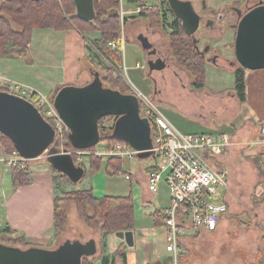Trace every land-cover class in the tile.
<instances>
[{
	"label": "crops",
	"instance_id": "1",
	"mask_svg": "<svg viewBox=\"0 0 264 264\" xmlns=\"http://www.w3.org/2000/svg\"><path fill=\"white\" fill-rule=\"evenodd\" d=\"M145 1V8L155 7L153 2L151 3L152 0ZM191 1L199 14L204 15L203 13H206V16H203L204 21L207 22L202 30L203 34H205L203 36L211 39L216 38V45H212L215 48V46L221 47L223 39H226V45L233 47L235 45L239 13H245L249 8L264 0ZM140 10L141 6L139 3L121 0L120 13L124 28L126 26L128 28L127 33L130 34L135 25L142 23L141 29L144 28V32L148 34L146 37L154 44V47H157L164 54L169 53L170 47L161 49L154 40L150 39L149 34H153L151 35L153 37H159V33L157 28L150 29L147 21L137 17L141 12ZM128 12L131 17H137L130 22V27L128 26V17H126ZM223 14H225L224 19ZM225 26H227V31H225L227 33L222 38V32H219ZM36 31H39L37 32V45L34 47L30 43L28 63L43 66L45 69L56 70L58 74L53 75L51 71L42 72L39 69L35 70L30 76L23 74L29 72L25 69H21L20 73L17 74L12 72L11 67L13 66L11 62L7 61L5 67L7 70H11L8 76L0 72V87H7L12 93L20 96L34 94L51 99L54 90L59 87H66V85L84 86L93 80V70L90 67L86 68V65L83 66L82 62L87 55L86 45L92 41L99 40L102 37L100 32L82 33L77 27L69 30L35 29L34 32ZM123 36H126L124 30ZM157 39H160V37ZM134 40L139 43L137 35ZM203 40L207 41L208 38L205 39L204 37ZM87 41L89 42L87 43ZM205 41L202 43V40H200V50H203ZM220 47L217 49L219 50ZM59 48L60 52L57 51ZM122 53L123 51L121 52V67L125 66ZM221 56L223 58L236 59L235 49H232V52L228 50L227 54ZM167 57L170 58L171 54ZM172 65L174 73L179 76L176 80L177 84L179 82V86L174 83L175 80H171L168 83L164 82L163 77L165 76L163 75L162 79L160 77V80L163 81L158 82V85L151 79L152 82L149 83L151 85L147 86L146 89L135 85L130 87L137 96L145 94L154 101L169 124L181 134H204L217 130L225 133L229 132L234 144L221 157L223 165L229 173L230 170L232 172L234 170H241L240 172L251 171V174L256 175L253 181L254 185L260 184V188L263 189L264 193V138L259 134V126L264 122V69L246 70L247 101L241 103L235 90L237 84L235 74L232 70H227L225 66L209 61L206 65V70L208 71L207 77L210 78L207 79L206 87L204 89H196L192 86V76L176 63L173 62ZM135 67L144 70L148 79L151 77L148 72V66H144L141 60L137 61ZM125 68L127 67L125 66ZM227 72L232 73L234 77V82L230 87L226 83ZM155 78L159 79L158 76H155ZM163 108H166V110L172 108V112L176 113L175 115L181 116L187 122L182 125V128L178 127L174 119ZM182 129L185 131H182ZM3 145L2 133H0V242L5 243L6 238L13 237L12 234L6 233L8 228V230L16 232L15 236L24 235L26 242L30 246L55 249L52 248L56 240L54 227L55 197L62 196L64 191L86 190L92 186L88 185L84 189L76 187L72 189L70 187L78 183L63 182V180H58L57 182L47 167L35 166L30 170L32 183L28 186L16 188L13 182L12 166L8 159L9 155ZM97 154L106 156L107 151L98 150ZM255 158L259 162H256ZM252 160L254 161L252 162ZM260 174L262 177L259 176ZM134 178L135 175H133ZM257 179L258 181L256 182ZM147 180L145 182L146 188ZM239 182V185L240 183L242 184V182ZM147 191L149 196L145 198V203L151 202L149 198L154 196V193L149 191V189ZM94 195L97 198L107 196L101 194L97 188H95ZM169 206L170 195L167 206L159 207L157 211L163 213ZM262 211L264 212V203L262 204ZM260 222L264 229V216ZM225 225V222H221L216 231H219ZM146 229L142 232H138L136 229L133 230L135 233L134 246L132 247L128 246L125 240L119 238L116 233L107 235V247L98 261L95 262L97 264H174L173 255L167 250L159 249L157 244L159 230L163 231L162 235L166 243L167 230L164 223L159 226H152L151 229ZM113 235L114 237H112ZM110 236L111 241L109 239ZM186 237L180 240L177 264H180L179 260L185 252ZM190 237L194 236L191 235ZM101 239L103 238L101 237ZM119 249H121V254L117 256L116 253ZM104 259L107 261L104 262Z\"/></svg>",
	"mask_w": 264,
	"mask_h": 264
},
{
	"label": "rangeland",
	"instance_id": "2",
	"mask_svg": "<svg viewBox=\"0 0 264 264\" xmlns=\"http://www.w3.org/2000/svg\"><path fill=\"white\" fill-rule=\"evenodd\" d=\"M6 1V0H5ZM8 1V0H7ZM146 2V1H145ZM153 5L157 6L158 12H167L168 4L164 0H152ZM127 3V1H125ZM140 5V4H139ZM141 6V5H140ZM120 12H121V3H120ZM143 7H141V10ZM1 9V8H0ZM2 10V9H1ZM156 12V10H155ZM163 12V13H164ZM1 13V11H0ZM121 14V13H120ZM151 16V14H145ZM167 20L165 23L168 26V33L173 30V27L171 24H173L174 21V15L169 13L167 14ZM205 16V15H204ZM126 17H128V26L130 27V22L132 20H135V18L139 17H131L129 12L126 14ZM146 17V16H145ZM142 18V17H140ZM143 20L147 21L145 18ZM148 22V21H147ZM149 23V22H148ZM207 24L206 21L202 20L199 29L195 33V36L197 38H200L203 41V38H208L205 43H207L208 50L209 51H216L218 46H215V48L212 46L215 44V39H211L209 37L206 38V36H203V28ZM142 23L140 25H135L132 30L130 31V34L127 33V26L124 28L122 17H121V30L125 31V35L123 36V32H121L122 37H124L125 40V46L122 55H124V64L125 66H120L119 68H122L121 73L126 79V82L129 83V85H135L136 87H140L143 89H146L147 86L151 85L149 84L152 82L153 78L155 76H158L159 79H156L157 85L158 82L164 80V82L168 83L171 80H175L174 83L179 86V82L177 84V79L179 76H176L174 73V67L172 65L173 62L170 63V61H174L173 57L170 58L167 57V66L162 71H154L153 73H150L149 79L145 76V71L140 70L139 68H136L135 65L138 60H141L143 65L147 67V54L141 47L139 43L134 40L135 36L139 38L141 35H148L144 31V28H142ZM150 25V24H149ZM89 28V27H88ZM150 29H154L149 27ZM83 29H87L86 26L83 27ZM227 31V29H226ZM36 31L32 35L31 43L35 47L37 45V35ZM90 32V31H89ZM94 32V31H92ZM137 32V34H136ZM157 32L159 33L160 39H157L159 37H153L149 34L150 39L155 41L156 45L161 49H167L171 45V38L170 34L166 33L162 29L157 28ZM85 33V32H84ZM227 32H224L221 34V37L223 38L226 35ZM230 33V32H229ZM167 35V36H166ZM216 45V44H215ZM206 45L204 46V49H206ZM199 48L201 46L199 45ZM86 52L87 55L83 59L82 65L87 67H90L94 72L97 70H103L104 64L111 66L109 60L106 59V57L102 56L98 50L92 46V44L86 45ZM215 49V50H214ZM234 49L231 46L226 45V39H223L222 45L219 51L221 55L227 54V51H231ZM58 52H60V48L57 49ZM166 56H170L169 53H165ZM168 54V55H167ZM226 57H221L218 62H220L221 65L225 66L227 70H232V72L235 71L231 67V65L228 64V62L225 59ZM11 62L12 66V72H15L17 74L20 73L21 69H25L29 72L23 73L26 76L32 75L35 70L39 69L42 72L51 71L53 75L58 74L56 70L43 68V66L29 64L28 60L25 59H18V58H4L0 57V72L3 75L9 74V70L6 69V62ZM175 63V62H174ZM27 67V68H26ZM211 69V67H210ZM207 71V70H206ZM149 72V71H148ZM208 72V71H207ZM207 72H206V83L207 79ZM163 73V74H159ZM228 74V75H227ZM227 78L226 83L228 87H230L234 82V77L232 73L227 72ZM163 80H160V77ZM10 76V75H9ZM210 76V74H209ZM12 77V76H11ZM185 78V77H184ZM193 78V77H192ZM152 79V80H151ZM186 79V78H185ZM159 80V81H158ZM147 92V90H145ZM144 92V93H146ZM246 101H247V90H246ZM164 111H167L168 115L174 119V122L177 124L178 127L182 128L184 123L187 122V120H183L181 116L175 115L176 113L172 112V108H169V110L166 108ZM175 115V116H174ZM108 126L113 125V118L110 120L105 121ZM182 131H185L182 129ZM217 132H224V131H212L207 133H217ZM192 134V133H191ZM260 134V129H259ZM102 135V134H101ZM262 137V135H260ZM60 149H62L63 145H59ZM108 141H101L94 150L89 151H68L69 153H72L76 164L83 165L86 169V175L83 178V181L81 180L78 184H75L71 186L70 188H78V189H84L86 186H92L94 194H95V188L101 193L105 194L107 196H113V197H132L134 201V211H135V229L138 232H142L147 230L146 228H150L152 226H156L157 224V218H156V212L157 209L160 207H166L167 203L169 201V189L168 185L164 182H162L159 187L158 191L154 193V196L152 198H149L151 202L145 203L144 200L146 197L149 196V192L147 191L148 186L146 188V170L149 168L151 161L147 159V154H140L139 156H134V158L130 159L129 157H124L123 159H120V157H113L115 160H121V163L119 164V167L121 168H115L114 165H110L108 163L109 156H101L97 154L98 150L102 151H108L109 150ZM88 158V159H86ZM91 158L92 159H101L102 162L100 164L99 169L92 173L91 172ZM219 162H222V160L218 159ZM26 169L31 170L32 168L36 167H47L51 173L53 174V178L55 181L58 182V180H63V182L67 181L65 178H63L54 168L48 163L46 153L42 155L40 158L35 160H30L25 163ZM220 167V165L218 166ZM224 168H226L224 166ZM118 169V170H117ZM227 170V168H226ZM230 170V169H229ZM131 172L133 175H135V178L133 180H127L124 175L121 172ZM241 170L237 171L234 170L232 172L230 170L229 175V184H230V194L228 196V202L230 206L229 210V216L226 217L225 223L226 225L220 229L219 231H216L214 233H193L190 237L187 236V244L184 245V253L182 254L179 263L180 264H262L263 257H264V229L262 226L261 218L264 216V212L262 211V203L261 200L264 198V195L262 194L263 189L260 188V184L254 185V179L256 175L251 174V171L247 172H240ZM259 176L262 177L260 174ZM257 176V177H259ZM260 177V179H261ZM242 182V184L239 182ZM258 179L256 180V182ZM240 183V185L238 184ZM252 182V183H251ZM87 188V187H86ZM77 190L69 191L70 193H73ZM67 193L64 191V194ZM63 194V195H64ZM67 195V196H68ZM92 214V209H84L82 206L79 205L78 202L71 200L67 202V217L66 222L63 225V229L57 235L56 240L54 241V244L52 245V248H56L60 243L67 241L69 239H80L83 242H86L90 239L97 240L98 243V252L95 256L89 257L87 259H84L83 264H97L95 261H98L101 254L104 253L103 250L105 248L103 247L101 241L102 231L100 230V227L91 225L88 221L86 216ZM159 235L157 238V244L158 248L161 250H166V243L163 239V235L161 230H159ZM112 235V234H111ZM114 237V235L112 236ZM111 241V236L109 237ZM103 242V241H102ZM7 244L13 245V242H10L9 239L6 238ZM22 248H27L28 246H20ZM68 248H74L77 247L75 244L68 245ZM73 250V249H72ZM75 252V257L73 259V262L71 264H82V253L79 250H73Z\"/></svg>",
	"mask_w": 264,
	"mask_h": 264
},
{
	"label": "water",
	"instance_id": "3",
	"mask_svg": "<svg viewBox=\"0 0 264 264\" xmlns=\"http://www.w3.org/2000/svg\"><path fill=\"white\" fill-rule=\"evenodd\" d=\"M174 15L182 21L187 34L195 36L204 17L199 14L191 0H168ZM77 16L83 21L96 18L94 0H74ZM236 26L235 57L240 67L246 70L264 69V1L239 13ZM198 40V39H197ZM138 41L147 54L150 73L162 71L167 66V56L154 47L149 38L141 35ZM197 46V45H196ZM198 51L205 55L207 51ZM84 85L63 86L54 98V106L69 126L71 140L76 148L97 146L102 135L99 122L106 116L119 117L112 137L122 139L140 154L150 156L153 147L152 128L148 119L140 116L139 97L126 95L118 90L103 86L99 73ZM152 77V76H151ZM153 78V77H152ZM0 133L7 136L19 154L27 160H35L46 153L48 163L64 174L72 183H79L86 175V169L76 164L74 156L61 150L55 140L53 125L44 118L40 110L29 99L0 89ZM134 233L117 232L130 247L134 246ZM75 244L77 247L68 248ZM79 250L82 264L85 257H93L98 248L95 239L83 242L69 239L55 249L37 246L22 248L0 242V264H71L75 257L73 250Z\"/></svg>",
	"mask_w": 264,
	"mask_h": 264
},
{
	"label": "trees",
	"instance_id": "4",
	"mask_svg": "<svg viewBox=\"0 0 264 264\" xmlns=\"http://www.w3.org/2000/svg\"><path fill=\"white\" fill-rule=\"evenodd\" d=\"M128 1L131 3H139L141 7H143L139 17L145 18L149 22V26L151 28L162 29L168 33V26L165 23L168 21V11L174 15L170 6L167 8V12L163 11V13L157 11V6L145 8V0ZM164 1L169 5L168 0ZM120 3L121 0H94L96 18L93 21H83L77 16L74 0H6L1 4L2 10L0 9V57L28 60L30 54L29 45L31 43L32 35L35 29L69 30L77 27V29L82 33L98 31L101 33L102 37L99 40L92 41L90 44H92V46L95 47L102 56L106 57V59L109 60L112 65L109 66L104 64L103 70H97L96 72L93 71V74L95 75V73H99L104 87L118 90L126 95H135L133 89L123 77L121 68H119V65L121 66V52L111 50L109 48L110 42L120 41L122 38L121 32L123 31L121 30ZM145 14H151V16ZM171 25L173 30L168 34H170L171 38V45L169 47L173 59L191 73L193 77V86L196 89H204L206 87L207 63L205 60L206 58H204V56L197 49V46H199V40H197L196 37L187 34L183 27L182 21L175 15L173 24ZM85 26L87 29H83ZM88 42L89 41H87V43ZM231 67L235 69L234 74L237 83L235 88L236 94L240 102L243 103L246 101L247 90L246 69L240 67L236 60L234 61V65H231ZM61 88L62 87H59L54 90L53 96L50 99L52 103H54V98ZM0 89L9 91V88L7 87H0ZM38 98L39 97L37 95H33L31 102L34 103ZM139 102L140 108H142V100L139 99ZM106 117L109 120L113 118V125L107 126V128L100 123ZM106 117L102 118L99 122V129L103 137L101 141H108L109 147L114 146L119 141L125 142L122 139L120 140L116 137H112L115 124L119 117ZM48 121L54 125L52 119H48ZM148 122L153 130L154 123L149 120ZM2 142L4 144L3 146L6 147L8 155L16 150L13 142L3 134ZM61 144L63 145L62 149L66 151L72 150L82 152L94 150L96 148L95 145L88 148H76L73 144V141L71 140V131L67 140ZM59 145L58 147H60ZM222 156L217 158L210 157L209 160L216 165H220L221 168L226 169L224 168V165L218 160H221ZM254 160L257 159L255 158ZM254 160H252V162ZM101 162L102 158H91L92 173L99 169ZM256 162L259 161L257 160ZM108 163L110 165H114L115 168H121L119 167V164L121 163V160L119 159L115 160V158L109 157ZM57 172L63 178L69 181V179L64 174L60 173L59 171ZM12 175L16 188L28 186L32 183L31 173L26 168L13 166ZM68 194L69 192L62 196H56L54 200L55 238L57 235H59L63 229L64 223L66 222L67 202L71 200L78 202L79 205L84 209H92V214L86 216V218L91 225L100 227V230L102 231L101 234H103V242L101 243L104 248L107 247V235L120 231H130L135 229V207L132 197L105 196L103 198H97L94 195L92 187L86 190H77L73 193H70V195ZM262 194L264 195L263 192ZM261 201L262 204L264 202V198ZM228 207L230 210L229 203ZM155 214L157 218L156 225L159 226L163 224L164 216L162 212L157 211ZM225 219L222 222H224ZM6 233L13 235V237L9 238L10 242H13L12 246L20 247L23 245L30 247V245L26 242L24 235L15 236L16 232H12L11 230H8V228L6 229ZM120 250L121 249L117 251V256L121 254ZM84 259H87V257ZM103 261L105 262L107 260L104 259ZM262 264H264V260Z\"/></svg>",
	"mask_w": 264,
	"mask_h": 264
},
{
	"label": "built area",
	"instance_id": "5",
	"mask_svg": "<svg viewBox=\"0 0 264 264\" xmlns=\"http://www.w3.org/2000/svg\"><path fill=\"white\" fill-rule=\"evenodd\" d=\"M3 2L5 0H0V8ZM124 46V37L109 43V48L115 51L122 52ZM33 95L22 97L31 101ZM38 97L34 105L44 118L53 120L55 140L59 144L65 142L70 133L69 126L59 116L50 99ZM138 97L143 102L140 116L154 123L151 139L153 147L147 158L151 161L147 169V186L149 191L155 193L162 182L168 185L170 206L162 213L167 230L166 250L173 255V263L177 264L181 238L196 232H216L228 216L229 175L226 169L218 167L209 158L222 156L234 142L229 132L181 134L145 94H139ZM106 120L109 119L106 117L100 123L107 128ZM259 129L264 138V122ZM107 155L132 159L138 156V151L128 143L119 141L109 148ZM8 159L12 167L22 168H26L25 163L29 161L17 150ZM121 173L127 180L133 179L130 172Z\"/></svg>",
	"mask_w": 264,
	"mask_h": 264
},
{
	"label": "flooded vegetation",
	"instance_id": "6",
	"mask_svg": "<svg viewBox=\"0 0 264 264\" xmlns=\"http://www.w3.org/2000/svg\"><path fill=\"white\" fill-rule=\"evenodd\" d=\"M205 16H206V13H203ZM202 15V14H201ZM204 15H202V16H204ZM225 18V14H223V19ZM223 21V20H222ZM149 24V23H148ZM150 27V26H149ZM226 29H227V26H225L224 28H222L221 30H220V32L219 33H221L222 32V34L226 31ZM197 38V37H196ZM198 40H199V38H197ZM201 40V39H200ZM200 40H199V42H198V45L200 44ZM154 45V44H153ZM204 45H206L207 47H206V49H204V46H203V50H201V51H207V52H205V55H203L204 56V58H206L205 60H206V63H209V61L210 62H213V63H215V64H220V62H218V60L222 57L221 56V54L219 53V51H217V49H216V51H209L208 50V44L207 43H205ZM233 48H234V46H233ZM215 50V49H214ZM169 53L171 54V50L169 49ZM171 56H172V54H171ZM226 59V61L228 62V64L229 65H234V61L236 60V59H229V58H225ZM171 62H175L178 66H180V67H182L183 69H185L182 65H180L176 60H174V61H170V63ZM190 75H191V73L187 70V69H185ZM149 73H150V71H149ZM177 74V73H176ZM192 76V75H191ZM153 80H154V82H155V84H157V82H156V80H155V78H153ZM192 86H193V82H192ZM194 87V86H193ZM195 88V87H194ZM151 100V99H150ZM152 101V100H151ZM153 103H155L154 101H152ZM156 104V103H155Z\"/></svg>",
	"mask_w": 264,
	"mask_h": 264
}]
</instances>
